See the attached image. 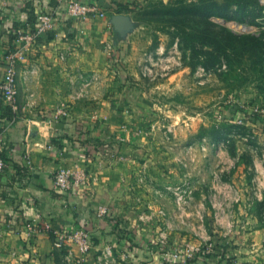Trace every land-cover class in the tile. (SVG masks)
Masks as SVG:
<instances>
[{"label": "crops", "instance_id": "1", "mask_svg": "<svg viewBox=\"0 0 264 264\" xmlns=\"http://www.w3.org/2000/svg\"><path fill=\"white\" fill-rule=\"evenodd\" d=\"M28 1L58 15L17 64L13 119L0 93V264H105L106 251L110 264H164L163 248L192 250L187 264H264V124H243L248 144L241 135L232 145L151 140L121 86L102 73L110 12L131 0H76L96 8L79 20L60 12L66 0H0V83ZM91 74L102 81L86 82ZM59 169L84 170L89 181L73 194L57 191ZM186 182L191 199L178 209L170 188ZM27 223L51 230L30 238ZM82 226L93 242L83 262L65 238Z\"/></svg>", "mask_w": 264, "mask_h": 264}, {"label": "rangeland", "instance_id": "2", "mask_svg": "<svg viewBox=\"0 0 264 264\" xmlns=\"http://www.w3.org/2000/svg\"><path fill=\"white\" fill-rule=\"evenodd\" d=\"M110 13L102 73L151 140L232 145L241 135L250 143L233 110H264V0H131Z\"/></svg>", "mask_w": 264, "mask_h": 264}, {"label": "built area", "instance_id": "3", "mask_svg": "<svg viewBox=\"0 0 264 264\" xmlns=\"http://www.w3.org/2000/svg\"><path fill=\"white\" fill-rule=\"evenodd\" d=\"M96 8L93 6L84 5L76 0H66L64 5L60 9V12L66 14L70 19H85L90 13H95ZM56 11L44 12L39 11L36 16L35 25L33 32L30 33H20L16 39V46L14 49L9 51L5 56V66L3 78L0 83V93L2 95L3 101L15 108V98L17 95V84H16V67L18 62L21 61L23 55L28 51L32 46H34L38 38L48 32H50L55 24V16L58 13ZM241 30L244 28L242 26ZM108 58H110L109 52L111 46L106 47ZM60 59H63V56H59ZM63 113V112H61ZM233 120L236 125H243L245 122L252 119L253 116H258L256 122L264 124V110L261 109H245L243 106L233 110ZM26 163L30 164V159L26 155L24 156ZM6 167V160L0 157V173L4 171ZM89 175L84 170H78L74 172H67L63 169L56 170L52 174V185L53 188L57 191L73 194L80 187L88 183ZM139 182H142L143 179L139 178ZM174 196V203L178 209H182L188 205L189 200L191 199V185L189 183H183L176 187L170 188ZM163 215V212L160 211ZM106 214L105 209H98L96 217L100 218ZM264 215V211H263ZM24 228L28 232L30 238H35L42 233H47L51 230L50 224H41L37 225L35 223H27ZM65 236V235H64ZM60 240L67 239L69 242L76 245L78 248L80 256V261L85 260L86 255L91 250L93 242L92 235L85 226L79 227L78 229L68 233L64 238L62 235L59 237ZM58 246V244H56ZM109 252L106 251L104 263L110 264L108 260ZM161 256L163 263L165 264H187L188 260L192 257V250H169L163 248L161 251Z\"/></svg>", "mask_w": 264, "mask_h": 264}, {"label": "trees", "instance_id": "4", "mask_svg": "<svg viewBox=\"0 0 264 264\" xmlns=\"http://www.w3.org/2000/svg\"><path fill=\"white\" fill-rule=\"evenodd\" d=\"M38 13V5L35 1H28L25 4L24 7V15H25V19L18 21V22H14L13 23V27L10 31V36L12 39V43H11V50L14 49V47L16 46V39L18 37V35L20 33H30L33 32V28L35 25V21H36V16ZM50 32L40 36L38 38V41L40 38L46 37L49 35ZM70 34V31L68 32ZM70 37V35H68ZM68 37V38H69ZM252 41V40H251ZM9 50V51H11ZM8 51V52H9ZM4 115L6 116L7 119H13L15 117L14 112H13V108L9 105L4 107ZM258 116H253L251 120H249L248 122H252L253 120H256ZM2 158H4L3 156H0ZM5 159V158H4ZM259 208L262 210V212L264 211V203L259 204ZM165 264V263H164Z\"/></svg>", "mask_w": 264, "mask_h": 264}, {"label": "bare ground", "instance_id": "5", "mask_svg": "<svg viewBox=\"0 0 264 264\" xmlns=\"http://www.w3.org/2000/svg\"><path fill=\"white\" fill-rule=\"evenodd\" d=\"M238 27H240V26H238ZM238 27H237V28H238Z\"/></svg>", "mask_w": 264, "mask_h": 264}]
</instances>
